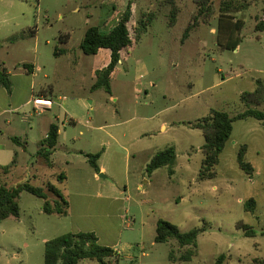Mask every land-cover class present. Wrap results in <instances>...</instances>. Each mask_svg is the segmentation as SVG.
Returning <instances> with one entry per match:
<instances>
[{"label": "rangeland", "instance_id": "rangeland-1", "mask_svg": "<svg viewBox=\"0 0 264 264\" xmlns=\"http://www.w3.org/2000/svg\"><path fill=\"white\" fill-rule=\"evenodd\" d=\"M224 1L209 0L208 17L198 0H0V63L15 72L34 64L36 96L43 88L40 98L53 102L50 111L36 108L34 120L43 126L28 147L36 171L13 180L0 173V184L29 182L47 191L50 183L70 205L68 216L46 214L43 199L22 192L20 217L0 221V264H44L46 242L80 232H93L118 251L109 264H216L223 254L224 264L264 261V124L234 122L217 175L205 181L199 179L205 138L191 128L212 110L244 112L242 94L264 82V32L256 30L264 0L241 2L220 23ZM130 2L132 47L121 53L112 94L93 91L95 72L109 64L110 52L87 56L81 43L90 27L109 32ZM140 21L149 26L139 35ZM12 36L20 37L13 45ZM252 107L264 110V103ZM49 121L61 129L52 166L35 155ZM244 145L252 178L238 164ZM170 147L177 155L174 175L167 167L149 174L153 156ZM99 152L106 172L96 174L85 155ZM251 198L256 210L247 212ZM48 200L54 205L56 197L49 193ZM159 220L182 232L203 230L191 261H181L190 246L155 241ZM240 224L255 236L246 237Z\"/></svg>", "mask_w": 264, "mask_h": 264}, {"label": "trees", "instance_id": "trees-1", "mask_svg": "<svg viewBox=\"0 0 264 264\" xmlns=\"http://www.w3.org/2000/svg\"><path fill=\"white\" fill-rule=\"evenodd\" d=\"M168 1L172 5L175 4V0ZM208 1L209 0H198V3L200 5V14L204 15L207 13L209 17V13L212 11V6H206ZM244 1L245 0L224 1L220 8V23L222 18L228 17L229 13L233 9H237L241 2ZM132 4L133 2L128 4L122 17L109 32L104 33L98 26H93L90 27L86 32L87 34H85L80 46L85 55L96 56L101 50L110 51L109 64L95 72L97 81L92 87L93 91L103 89L108 94H112L111 79L121 61V53L124 50H129L133 44L128 28V24L132 17ZM175 14L176 10L173 11L172 18L175 17ZM149 18V20L152 19V17ZM197 18L195 19V24H198ZM205 21L207 22L208 20L206 19ZM241 23L242 22L240 21V24ZM148 26V23L140 21L138 34L140 35L146 32ZM190 29L191 27H188L184 37L188 36ZM256 30L264 32V21L257 24ZM19 39L20 37L18 36H12L9 38V42L10 44H15ZM238 46L239 42L236 41L230 47L237 49ZM2 47L3 44L0 41V50ZM22 67L29 74L35 72L34 64H23ZM0 85L8 92H11L12 83L7 69L2 64H0ZM241 101L247 109L235 117L225 111L212 110L209 115L192 124L191 128L200 129L205 138V143L202 147L204 159L199 173L200 180H211L217 175L216 166L219 164L220 156L232 136L234 122L246 118H254L264 124V110L252 107L253 105L264 103V82L258 80L256 82L255 90L253 92L243 93ZM59 130L60 128L58 124L53 123L48 130V136L41 142L40 149L37 152V155L41 156L49 166H52L51 158L59 141ZM15 141L18 142V139H15ZM246 151L247 146L244 145L238 156V164L244 173L252 178L255 174V169L252 164L245 160ZM85 156L92 168L97 173L100 172L98 161L102 156V152L86 154ZM176 160L177 155L175 149L173 147L167 148L153 156L147 166V171L149 174H152L162 167H167L169 168V174L174 175ZM10 167L11 166L3 167V169L7 171ZM64 180L65 175L62 173L58 176V181L62 182ZM22 192H28L43 199L45 201L43 211L46 214H57L64 217L69 215L70 205L68 200L62 191L53 184L49 183L46 191L45 188L35 187L29 182L19 184L16 187L3 183L0 184V221L6 220L10 217H20V205L18 203ZM49 193L56 197L54 205L48 200ZM256 206L255 199L251 198L246 202L245 210L247 212H254ZM239 226L244 229V235L246 237L255 236L256 232H254L252 228L244 224H240ZM156 230L157 235L155 241L157 243H168L170 240L174 239L181 247H191L188 253L182 256L181 261H191L192 258L197 255L198 236L203 232L202 229H193L188 232H182L176 225L165 220H159ZM45 246L44 264H79L81 261H84V259L97 261L100 264H109L106 261L107 259L119 256V253L114 248L101 245L98 236L93 232L67 233L46 242ZM227 257L228 256L224 254L221 255L216 264H224ZM260 264H264V261H261Z\"/></svg>", "mask_w": 264, "mask_h": 264}, {"label": "crops", "instance_id": "crops-1", "mask_svg": "<svg viewBox=\"0 0 264 264\" xmlns=\"http://www.w3.org/2000/svg\"><path fill=\"white\" fill-rule=\"evenodd\" d=\"M108 52L110 51L108 50ZM0 64L7 69L12 83L11 92H8L0 85V173L6 176L4 177L5 179L13 180L18 173H34L36 171L35 167L31 165L28 147L34 140L40 126L43 125L41 121L36 123L34 120L35 115L39 111L36 109L34 100L40 97L43 98L46 94L41 88L40 93L36 96V73H27L22 67L23 64L17 68L16 72L10 70L5 63ZM49 95L52 94L50 93ZM45 110L50 111L51 107H46ZM52 124L53 122L49 121L46 127L41 130V134L44 136L39 142L38 150L41 142L48 136V130ZM60 135L61 129L59 130V139ZM15 139H18V142ZM102 157L103 155L98 161L100 172H96V174L106 172L105 167L101 165ZM9 166L11 167L7 171L3 169V167ZM4 183L12 186L10 183Z\"/></svg>", "mask_w": 264, "mask_h": 264}, {"label": "built area", "instance_id": "built-area-1", "mask_svg": "<svg viewBox=\"0 0 264 264\" xmlns=\"http://www.w3.org/2000/svg\"><path fill=\"white\" fill-rule=\"evenodd\" d=\"M34 104H35L36 108H40L41 106L50 108V107H52L53 102H51V100H47V99L36 98L34 100Z\"/></svg>", "mask_w": 264, "mask_h": 264}, {"label": "water", "instance_id": "water-1", "mask_svg": "<svg viewBox=\"0 0 264 264\" xmlns=\"http://www.w3.org/2000/svg\"><path fill=\"white\" fill-rule=\"evenodd\" d=\"M100 177H105V175H103V174H100Z\"/></svg>", "mask_w": 264, "mask_h": 264}]
</instances>
